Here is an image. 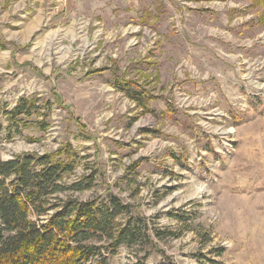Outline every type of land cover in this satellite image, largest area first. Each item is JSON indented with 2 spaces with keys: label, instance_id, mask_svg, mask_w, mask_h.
<instances>
[{
  "label": "rangeland",
  "instance_id": "obj_1",
  "mask_svg": "<svg viewBox=\"0 0 264 264\" xmlns=\"http://www.w3.org/2000/svg\"><path fill=\"white\" fill-rule=\"evenodd\" d=\"M259 2L0 0V158L62 149L92 184L61 197L118 195L153 232L83 264H264Z\"/></svg>",
  "mask_w": 264,
  "mask_h": 264
},
{
  "label": "trees",
  "instance_id": "obj_2",
  "mask_svg": "<svg viewBox=\"0 0 264 264\" xmlns=\"http://www.w3.org/2000/svg\"><path fill=\"white\" fill-rule=\"evenodd\" d=\"M259 22L264 23V12ZM28 101L22 98L13 116L30 112L35 103ZM3 129L0 121V133ZM62 153L59 149L0 158V264H83L101 256L102 247L114 251L123 244L151 242L147 219L118 195L61 197L66 189L82 190L92 184L81 180L65 184L64 177L75 164L64 161ZM102 241L107 245L99 244ZM148 255L146 251L131 264H146Z\"/></svg>",
  "mask_w": 264,
  "mask_h": 264
}]
</instances>
